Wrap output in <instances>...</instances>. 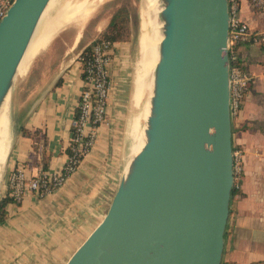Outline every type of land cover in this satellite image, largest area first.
I'll list each match as a JSON object with an SVG mask.
<instances>
[{
	"label": "water",
	"instance_id": "obj_1",
	"mask_svg": "<svg viewBox=\"0 0 264 264\" xmlns=\"http://www.w3.org/2000/svg\"><path fill=\"white\" fill-rule=\"evenodd\" d=\"M49 1L14 0L0 19V108L6 99L13 105L18 64ZM158 2L145 143L63 264L222 263L234 186L228 3Z\"/></svg>",
	"mask_w": 264,
	"mask_h": 264
},
{
	"label": "crops",
	"instance_id": "obj_2",
	"mask_svg": "<svg viewBox=\"0 0 264 264\" xmlns=\"http://www.w3.org/2000/svg\"><path fill=\"white\" fill-rule=\"evenodd\" d=\"M239 15L250 27L264 28V14L251 12L246 2ZM76 38L74 35L70 43L63 42L65 47L48 81L35 83L33 74L15 87L14 122L31 134L39 130L40 138L36 141V137L24 136L19 129L14 131L7 173L23 166L33 176L42 170L44 159L47 171L59 170L66 161L82 88L78 55L92 42L90 39L79 47L80 37ZM52 45L43 61L57 52ZM128 45L116 42L110 66L107 123L100 127L94 148L84 156L78 170L50 195L38 198L26 193L21 202L6 205L5 221L0 224V264H63L103 217L125 165L118 160L121 166L113 167L112 173L107 171L114 162L109 152L111 137L117 131L126 99L125 68L131 54ZM73 50L76 54L71 55ZM233 50L251 81L232 122V146L243 150V170L238 193L230 199L222 262L264 264V50L250 42L238 43ZM115 173H120L119 179ZM5 192L4 182L0 198Z\"/></svg>",
	"mask_w": 264,
	"mask_h": 264
},
{
	"label": "built area",
	"instance_id": "obj_3",
	"mask_svg": "<svg viewBox=\"0 0 264 264\" xmlns=\"http://www.w3.org/2000/svg\"><path fill=\"white\" fill-rule=\"evenodd\" d=\"M14 0H0V19ZM243 2L251 12L264 14V0H227L228 3V57L229 69V111L232 122L238 116L244 97L249 89L251 76L238 61L233 48L238 43L250 42L264 50V28H252L242 18L240 10ZM116 42L95 39L90 50L78 55L82 88L72 120L71 134L67 147L66 161L59 170H41L36 175H28L23 166H16L6 174L4 196L15 203L21 202L26 193L38 198L52 194L61 188L75 173L84 156L91 151L97 141L99 129L107 123V113L112 80L110 66L113 62ZM243 170V150L232 146V172L234 184L238 186ZM229 264V263H224Z\"/></svg>",
	"mask_w": 264,
	"mask_h": 264
},
{
	"label": "bare ground",
	"instance_id": "obj_4",
	"mask_svg": "<svg viewBox=\"0 0 264 264\" xmlns=\"http://www.w3.org/2000/svg\"><path fill=\"white\" fill-rule=\"evenodd\" d=\"M100 1L101 0H63L62 3L61 0H50L18 64L16 77L22 78L25 76L32 60L41 50L47 47L58 31L67 26L69 27V25H74L78 27V29H75L77 30L76 39H79L82 25L90 15V12ZM158 1L159 0H142V6L139 12L140 55L135 66L132 67L134 72L130 97L134 112L128 118L125 127V135L128 140L130 155L127 157L122 172L134 161L145 143V129L149 116V99L152 93L153 72L158 60V45L162 38L160 31L161 22L158 19L160 11ZM142 120L144 121L141 127ZM13 129L14 118L12 117L11 119L10 127V102L6 99L0 108V176L3 171L5 159L12 145L14 135Z\"/></svg>",
	"mask_w": 264,
	"mask_h": 264
},
{
	"label": "rangeland",
	"instance_id": "obj_5",
	"mask_svg": "<svg viewBox=\"0 0 264 264\" xmlns=\"http://www.w3.org/2000/svg\"><path fill=\"white\" fill-rule=\"evenodd\" d=\"M65 1V0H64ZM63 3V0H61ZM142 0H101L97 3L94 9L90 12V15L82 25L80 29V41L78 46L80 47L82 44H85L90 39L95 40L99 36L103 35L111 22L113 16L121 15L123 18L128 19L129 29L131 33V37L128 41V46L130 48V58L129 63L126 66L127 76H126V99L124 105L122 107V117L119 120V125L117 131L111 137L110 141V159L114 162H110L107 166L110 173L114 169L117 164L121 166L122 162H126L128 155H130V150L128 148V140L125 135V127L128 118L134 112V109L131 104V93H132V77L134 69L132 67L135 66L137 59L139 58L138 52V36H139V11L142 6ZM120 13V14H119ZM74 25H69V27H65L64 29L58 31L54 38L51 39L46 48L41 50L35 58L32 60L28 72L22 78H15V87L19 84V82L23 79L32 77L35 74V83L43 82L50 78L49 75L53 71L54 63L58 60L60 55L63 52L65 45L63 42L70 43L76 35L78 27ZM72 28V29H71ZM86 29V30H85ZM82 31V32H81ZM75 32V33H74ZM84 37V38H83ZM54 42V43H53ZM52 44L58 49L57 52L53 56H49L44 59L43 55L47 52V55L50 52ZM59 45V46H58ZM49 48V49H48ZM76 51V50H75ZM74 50L70 53L71 55L76 54ZM138 52V53H137ZM138 54V55H137ZM137 56V57H136ZM32 65V66H31ZM30 74V75H29ZM19 80V81H18ZM18 81V82H16ZM12 108V109H11ZM13 105L10 106V127H11V119L16 115L15 109L13 110ZM132 111V112H131ZM130 112V113H129ZM129 113V114H128ZM14 115V116H13ZM141 122V127L142 123ZM14 131V129H13ZM124 131V132H123ZM12 147V146H11ZM11 151V150H10ZM122 162H117V161ZM6 168L3 170V177L1 181V187L6 179ZM120 173H115V176L119 179ZM115 178V177H114ZM116 180V178H115ZM118 180H116V183ZM116 185V184H115ZM0 187V189H1Z\"/></svg>",
	"mask_w": 264,
	"mask_h": 264
},
{
	"label": "trees",
	"instance_id": "obj_6",
	"mask_svg": "<svg viewBox=\"0 0 264 264\" xmlns=\"http://www.w3.org/2000/svg\"><path fill=\"white\" fill-rule=\"evenodd\" d=\"M120 14V13H119ZM131 37V33H130V29H129V23H128V19L127 18H123L121 17V15H116L113 16V18L111 19V22L109 23L105 33L101 36H99L97 39H106V40H110L111 42H119V41H123V42H128L129 39ZM90 45L91 43L86 46L82 51H81V55L87 53L90 50ZM60 82L58 81L56 83V85H59ZM19 130L21 131V134L24 136H32V137H36V141L37 138L40 135L39 130H35L33 134H31L26 128L24 127H19ZM40 138V137H39ZM43 146L44 143L42 144V151H43ZM46 160L44 159L43 161V166L42 169L45 170L46 169ZM238 193V187L236 186V184H234L233 188H232V196L236 195ZM10 202H13V199L9 196H4L2 198H0V224H2L5 221V217H6V205ZM19 203V202H18ZM221 264H224V262H222Z\"/></svg>",
	"mask_w": 264,
	"mask_h": 264
}]
</instances>
